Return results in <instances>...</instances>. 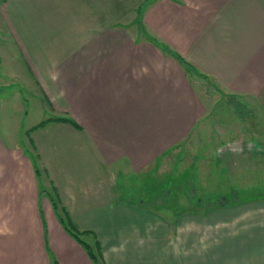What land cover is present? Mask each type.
<instances>
[{"label": "crops", "instance_id": "crops-1", "mask_svg": "<svg viewBox=\"0 0 264 264\" xmlns=\"http://www.w3.org/2000/svg\"><path fill=\"white\" fill-rule=\"evenodd\" d=\"M25 88L50 105L23 130L28 151L7 127L20 134ZM221 96L252 112L250 129L218 128L230 125L213 114ZM0 116V221L10 240L27 237L0 264H50L46 244L58 264H93L59 223L55 192L104 264H264V0H0ZM190 165L222 173L242 199L139 201L131 176ZM214 215L217 244H195Z\"/></svg>", "mask_w": 264, "mask_h": 264}, {"label": "rangeland", "instance_id": "rangeland-1", "mask_svg": "<svg viewBox=\"0 0 264 264\" xmlns=\"http://www.w3.org/2000/svg\"><path fill=\"white\" fill-rule=\"evenodd\" d=\"M194 73V72H193ZM198 74V73H197ZM200 75V74H199ZM16 88V87H15ZM11 90V87L4 88V91ZM21 91V89H20ZM22 93L24 95V103L25 105V117L21 120L20 116L22 113V106L18 108V129L20 131V134L17 133L14 129L16 127V124L13 122L12 125H7L9 129H11L12 136L17 137L16 140L19 141V147L20 149H23L24 151L31 150L29 146V142L27 140V137L22 135L24 133V129L31 124L37 123L38 121L42 120L47 116L49 113L48 110L50 109V105L47 101H45L42 98L36 97L33 93L30 91H27L26 88L22 90ZM208 93L209 98L213 99L218 97V94L216 93ZM7 92L3 94L5 96ZM223 97V96H221ZM223 100L217 101L216 106L213 109L214 117L216 118L217 115H223L228 117L226 119L227 122H230V125L221 124L219 127L226 128L228 133H234L233 128H242L244 129H250L251 123L249 121V118L252 114L250 110L247 107H242L241 103H236L237 101L240 102L239 98H229V97H223ZM239 99V100H238ZM236 101V102H235ZM235 103V106H234ZM9 109H7L8 111ZM222 112H224L222 114ZM1 117V116H0ZM213 117V118H214ZM11 120V118H10ZM235 124V125H234ZM240 126H239V125ZM256 127L261 130L263 129V124L256 125ZM226 134V135H229ZM29 139V138H28ZM14 140V141H16ZM213 143V142H212ZM242 143L239 142V146ZM190 146V143L188 144ZM185 149V147H184ZM234 150V149H231ZM234 154V153H233ZM229 156V155H228ZM227 156V157H228ZM231 157L235 158L234 155ZM234 160V159H231ZM184 168V166H183ZM130 182L132 183H139L142 187V199L146 202L151 199L152 195H158L159 198H164L165 201L170 200V203L173 206L178 207L181 206L184 209H188L189 207H196L201 208L203 207L209 199L210 202H214L216 198L220 197L222 195H226L227 199H230L232 197V192L228 189L229 181H227L222 173L219 172H207L203 173L202 175L199 173H196L195 170H193V166H188L186 168V171L183 173V169L180 167L178 169H174L172 171L163 172L161 174H156L155 172H146L141 176H131ZM240 181H244L246 177H240ZM264 177H261L257 174V180L261 181ZM264 183V182H262ZM190 188V191L192 194V198L186 193V189L184 187ZM42 186V183L39 182V189ZM170 188L169 195L165 197H160V192L163 189ZM260 188L263 190V187L260 186ZM185 189V190H184ZM260 191V190H259ZM197 197L201 200V203H194V201H197ZM166 198V199H165ZM153 199V198H152ZM155 199V198H154ZM196 199V200H195ZM153 201V200H152ZM163 205V204H162ZM159 204V206H162ZM152 206H155V204H152ZM164 206V205H163ZM166 206V205H165ZM180 208V207H179ZM211 217V216H210ZM202 219L201 225H196L195 230V236H194V243L195 244H217L218 242V220L215 218V215L211 218L208 217V219ZM26 225L23 227L24 230L30 229L32 233H34L36 229V225L33 224V222H30L31 225L29 226L27 222H23ZM201 230H199V229ZM14 234L13 228L8 225L5 221H0V258L9 256L11 259V256L14 255L13 250H23L25 249L27 245V237H19L14 239L13 241L10 240L12 235ZM33 236L31 237V243L33 242ZM89 243L94 247L95 241L92 239H88ZM34 244V243H33ZM7 250V251H6ZM14 250V252H15ZM7 254H6V253ZM16 256V254L14 255ZM17 259H12L10 261L2 262L1 264H17Z\"/></svg>", "mask_w": 264, "mask_h": 264}, {"label": "trees", "instance_id": "trees-1", "mask_svg": "<svg viewBox=\"0 0 264 264\" xmlns=\"http://www.w3.org/2000/svg\"><path fill=\"white\" fill-rule=\"evenodd\" d=\"M179 60L181 61V63L187 68V70L189 72H194V73H198L192 66L191 64H189L187 61H185L180 55H176ZM199 74V73H198ZM51 119H56V120H64V121H68L74 125H76V123L71 120L68 117H55V118H51ZM46 120L42 121L39 125L43 124ZM35 173L38 174V169L37 167L35 168ZM45 191V189H43L42 187H40V192L43 193ZM170 192V188L168 189H163L160 192V197H165L167 195H169ZM189 192V193H188ZM186 193H188V195L190 196V198H192V194L190 191L189 186H186ZM48 197L50 199L52 208L55 212V215L59 221V223L62 225V227L64 228V230L73 238L75 239L79 244H81L83 246V248L85 249L88 257L90 258V260L92 261L93 264H104L103 259L101 258V254H100V248L99 245L97 243V241H95L94 247L87 243L86 241H84L81 238L82 234L88 233L89 230H81L78 225L72 220V218L70 217L68 211L66 210L65 206L62 204V202L60 201L57 193L55 192L54 194H48ZM166 199V198H165ZM240 199H242L240 196H238V192L236 190H232V199L229 200L227 199V197L221 195L220 197L216 198V200L214 202H210L209 199L208 202L204 205L205 206V210H210L214 207H218V206H225L228 205L230 203H234L235 201H240ZM196 200V199H195ZM143 205H151V204H155V205H167V201L164 200V198H159L158 195L155 197V199L151 202H144L143 200H139ZM194 203H201V200L199 199V197H197V201H194ZM45 226V224H44ZM46 244V243H45ZM46 248H47V253L50 255V264H58L56 258L54 257L53 253L50 251L49 247L46 244Z\"/></svg>", "mask_w": 264, "mask_h": 264}]
</instances>
